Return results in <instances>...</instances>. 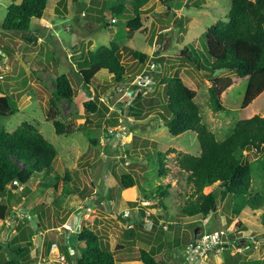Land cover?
<instances>
[{
  "label": "rangeland",
  "instance_id": "374dc122",
  "mask_svg": "<svg viewBox=\"0 0 264 264\" xmlns=\"http://www.w3.org/2000/svg\"><path fill=\"white\" fill-rule=\"evenodd\" d=\"M59 1L48 0L42 18L32 19L29 31L19 32L2 29L12 1L0 0V96H11L18 108L13 114L0 117V126L12 132L24 121L35 125L58 152L48 180L59 176L55 187L45 188L40 178L33 176L26 193L13 186V196L0 195V203L9 206L5 223L0 224V257H15L10 249L18 245L11 239L24 227L31 244L29 252L20 258L22 263L78 264V248L84 245L78 233L87 228L114 251L115 264H142L139 250H150L152 246L141 241L128 246L131 238L126 240V230L143 211V229L152 231L153 238L159 235L165 242L180 239L181 244L171 251L155 254L161 264L263 261V209L246 207L235 217L228 212L227 201L221 199L219 190L208 187L207 191L213 190L217 195L215 212L207 217L179 215L180 202L190 190L185 173L176 164V155H198L200 145L193 131L171 135L161 114L165 97L160 79L177 75L196 91L194 100L202 121L218 140L231 132L237 120L256 114L264 116V92L247 107H241L247 78L231 71L207 76L182 55L185 47L206 52L207 31L218 20L226 19L231 0H175L169 5L148 0L142 7L140 30L130 29L125 18L111 19L107 9L103 11L106 22H98L96 16L103 13L92 8L100 10L104 0ZM167 13L173 14L172 20L164 17ZM112 40L117 41L126 68L124 80L115 82L103 69L85 88L71 70L78 71L89 51L109 46ZM133 51L149 58L142 64L132 57ZM153 62L158 63L155 72L150 70ZM62 73L69 76L74 90L72 101L62 99L56 104L58 119L75 129L69 135L56 134L52 122L47 121L55 79ZM213 77L232 80L221 95L224 109L217 112L209 106L208 87ZM139 79L143 85H137ZM138 87L142 90L138 91ZM138 93L140 99L136 98ZM88 100L97 103V113L85 110L83 103ZM130 106L140 112L133 114ZM109 129H113L110 137L106 135ZM172 149L175 152H170L166 161L170 172L160 177L156 154ZM244 155L245 163L264 158V144L260 149L244 151ZM125 173L134 176L135 187H122L120 176ZM167 183L171 187L166 190ZM66 186L77 194L66 196ZM158 187L169 194L157 196ZM261 188L262 178L255 173L252 189ZM225 214L231 220L229 224ZM204 233L215 235L221 247L198 259L191 253L186 261L182 243L199 242ZM152 244L154 248L158 246L156 241Z\"/></svg>",
  "mask_w": 264,
  "mask_h": 264
},
{
  "label": "trees",
  "instance_id": "16d2710c",
  "mask_svg": "<svg viewBox=\"0 0 264 264\" xmlns=\"http://www.w3.org/2000/svg\"><path fill=\"white\" fill-rule=\"evenodd\" d=\"M7 6L6 16L2 23L4 31L27 32L30 30L32 19H41L48 0H15ZM175 0H160L169 5ZM93 0H91V3ZM148 0H104L100 10L93 7L98 13L107 9L111 19L125 18L132 30L142 27V7ZM63 3V0L58 2ZM91 7L87 8L90 9ZM55 10L60 13L59 8ZM169 14V13H167ZM89 17V14H85ZM95 18V16H94ZM98 22L105 23L103 16H96ZM179 23V22H178ZM182 55L190 60L199 71L211 76L216 70L234 72L241 78H247L241 107L245 108L264 92V0H231L230 11L225 20H218L211 25L206 34V52L191 47H185ZM132 57L140 63H145L149 58L147 54L133 51ZM157 62L159 60H155ZM107 70L115 82L124 80L126 68L121 62L119 45L112 40L109 46L101 45L96 50L89 51L78 71L72 73L87 88L101 70ZM142 84L138 83L137 85ZM160 84L164 88L165 102L162 106V119L171 135L177 136L186 131H193L197 135L200 145L198 155L179 152L176 155V164L180 172L185 173V181L189 185V192L180 202L179 215L192 217L200 215L209 216L217 208V195L208 187L219 190L221 199H226L231 215L237 217L246 207L252 210L263 209L264 216V158L253 163L244 162V151L255 149L259 144H264V116L253 115L250 118L239 119L235 122L231 132L222 140L202 121L199 107L195 102L196 91L188 87L183 80L175 76H163ZM232 84L229 77H213L208 87L209 106L217 112L224 109L221 101L222 93ZM74 90L68 75L62 73L55 79V89L49 100L50 108L47 112V121H51L54 131L58 135H69L75 131L70 124H65L58 119L57 102L65 99L72 101ZM141 94L138 93L137 99ZM122 105L121 103H119ZM89 114L97 113L98 105L93 100L83 103ZM18 110L15 100L9 95L0 96V117H6ZM129 111L136 115L139 109L129 107ZM174 149L156 154L158 174L165 177L170 169L167 167V156ZM58 152L53 143L47 140L38 128L29 123L22 122L12 132L0 126V195L6 193L13 196L12 187L20 188L23 194L28 191L29 181L34 177L40 178L43 187L56 186L59 176L49 179L52 172V162ZM262 178V188L252 189L254 174ZM68 180V179H67ZM16 182V183H14ZM123 188L135 187V178L130 173L120 176ZM166 190L170 184H165ZM160 190V191H159ZM63 193L68 196L77 194L69 187L63 188ZM155 194L164 197L168 191H161L158 187ZM14 204L11 203L10 206ZM163 206V204H162ZM165 207V206H163ZM9 206L0 203V224H4L8 216ZM226 215V214H225ZM227 223L231 220L227 217ZM131 226L126 230L127 245L137 241L151 244L150 250H139V259L142 264H161L156 260L155 254L161 250L171 251L181 244L179 237L171 241H162L157 235L153 238L152 231L143 229V211L141 217L133 218ZM129 224V225H130ZM27 230L19 228L11 242L17 243L16 249L11 247L10 252L15 257H0V264H24L20 258L29 252ZM79 247L78 264H115L114 251L103 243L94 232L84 228L78 233ZM156 241V248L152 244ZM162 241V242H161ZM191 240L182 243L185 249ZM24 243V244H22ZM2 243H0L1 245ZM2 248V247H1ZM119 248H123L120 245ZM258 264H264L259 261Z\"/></svg>",
  "mask_w": 264,
  "mask_h": 264
},
{
  "label": "built area",
  "instance_id": "2783aa9c",
  "mask_svg": "<svg viewBox=\"0 0 264 264\" xmlns=\"http://www.w3.org/2000/svg\"><path fill=\"white\" fill-rule=\"evenodd\" d=\"M156 62H153L151 63V66H150V70L152 72H155L157 69H156ZM139 78L142 76V75H137ZM136 76V77H137ZM142 83L140 85H143V82H142V79H139L138 80V83ZM137 83V84H138ZM137 89H139L138 91L142 90L141 87H138ZM110 134H113V129H109L108 132H107V136H112ZM217 237H215V235H213L212 233H204L202 235V237L199 239V242H193V243H190L187 245L186 247V253H185V260H190V254L193 253V257H195L196 259H198L199 256L202 255V257L204 255H206L208 252H211L213 250H216L218 249V245H220V243L218 244L217 243ZM167 252V251H166ZM63 258V256H62ZM201 258V257H200Z\"/></svg>",
  "mask_w": 264,
  "mask_h": 264
},
{
  "label": "water",
  "instance_id": "95a60500",
  "mask_svg": "<svg viewBox=\"0 0 264 264\" xmlns=\"http://www.w3.org/2000/svg\"><path fill=\"white\" fill-rule=\"evenodd\" d=\"M164 17H165L167 20H172V19H173V14H172V13L164 14ZM86 28H88L87 25H86ZM29 40H31V37H29ZM222 71H224V70H222V69H218V70L215 71V73H217V72H222ZM261 145H262V144H259V145L256 147V149H260ZM139 215H140V214H139ZM139 215H138V216H139Z\"/></svg>",
  "mask_w": 264,
  "mask_h": 264
},
{
  "label": "clouds",
  "instance_id": "9594fccd",
  "mask_svg": "<svg viewBox=\"0 0 264 264\" xmlns=\"http://www.w3.org/2000/svg\"><path fill=\"white\" fill-rule=\"evenodd\" d=\"M14 183H16V182H14ZM14 186H15V184H14Z\"/></svg>",
  "mask_w": 264,
  "mask_h": 264
}]
</instances>
